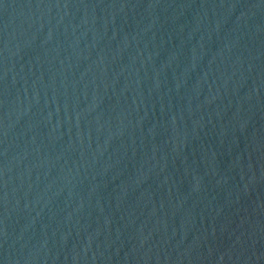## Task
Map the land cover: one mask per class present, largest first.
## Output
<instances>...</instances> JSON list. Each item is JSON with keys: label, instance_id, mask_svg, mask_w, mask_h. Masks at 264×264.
Listing matches in <instances>:
<instances>
[{"label": "water", "instance_id": "water-1", "mask_svg": "<svg viewBox=\"0 0 264 264\" xmlns=\"http://www.w3.org/2000/svg\"><path fill=\"white\" fill-rule=\"evenodd\" d=\"M0 264H264V0H0Z\"/></svg>", "mask_w": 264, "mask_h": 264}]
</instances>
